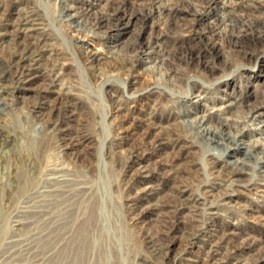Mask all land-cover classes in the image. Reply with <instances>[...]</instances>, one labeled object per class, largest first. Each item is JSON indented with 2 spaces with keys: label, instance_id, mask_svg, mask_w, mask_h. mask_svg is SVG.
<instances>
[{
  "label": "bare ground",
  "instance_id": "obj_1",
  "mask_svg": "<svg viewBox=\"0 0 264 264\" xmlns=\"http://www.w3.org/2000/svg\"><path fill=\"white\" fill-rule=\"evenodd\" d=\"M134 1L140 6V15L150 16L152 8L159 0ZM55 3L60 6L58 21L66 23L81 34L76 40L81 41V36L84 40L102 39L104 35L120 27V8L100 5L101 12L96 14L94 19L84 21L75 7L64 4L62 0H55ZM43 15L31 0H0V29L3 31L0 32V40L8 38V54L0 61V117L9 116L14 110L11 102L18 98L14 94L16 89L22 90L23 85H30L35 78H41L43 81L42 92L38 95L39 101L24 110V116H20L24 128L31 123L38 136L35 156L29 161L30 157L27 155L28 161L23 166L8 168L0 165V175L3 178L0 190V242L5 238L8 245L0 256V264L9 263L8 259L13 257H23L31 264H122L117 246L107 237L108 233L105 234L106 227L98 212L94 187L84 174L88 173V170L82 169V176L77 175L70 164L60 160L62 153L65 154L68 150L74 149L80 154L79 147L89 148L92 137L76 129L75 133H71L68 127L75 119L77 99L73 91L76 87L70 79L62 78V75H65L62 71L65 67L64 57H53L56 55L54 45L57 38L48 31L47 19ZM6 25L9 30H6ZM217 33L226 41L228 52L231 54L239 50L249 34L264 40V30H256L249 21L243 20L229 32L221 35ZM120 45V42H117L111 49ZM209 46L216 48L218 42L209 39ZM121 50L115 49L114 55L105 53L103 58H99V65L92 66L90 62L86 65L95 81L110 88L115 108H120L126 100L115 96L120 86L109 83L106 79L114 72L132 73L138 66L147 64L143 70L150 69L158 80L164 81L161 76L165 75L173 80L189 81L185 79L184 72L164 71L162 59L159 57L163 58L165 52L159 50L156 53L151 43L146 46L133 45L125 51ZM245 57H248L247 54ZM197 84L198 82H194L193 87L198 86ZM152 85L146 92L155 95L157 85ZM199 88L195 96L199 99L206 98V87ZM49 92L56 93V97L48 100L44 93ZM186 97L187 94L183 95L184 99L171 102L163 119L167 123L173 121L170 130L176 138H165L170 146L175 147L186 141L189 143L188 147L201 149L207 159L208 163L205 165L208 177L202 173L192 177L191 182L194 183L195 189L188 192L186 184L170 200H158L144 206L139 196H148L151 187L141 184L151 181L152 174L143 166L135 167L137 160L131 162L133 157L140 154L130 149L128 159L119 162L106 152L107 158H111L112 167L122 173L117 189L121 185L124 191L134 189L139 194L136 198H126L124 207L129 224L136 229L139 224L146 223L144 218L147 216H150L149 222L158 224L156 233L148 231L143 225L134 233V237L141 239L142 250L134 253L128 264H162L163 260L169 259L175 238L172 233L179 228L180 222H189V227L182 231L180 236L185 235V239L195 238L210 222H215L220 207L230 203L231 194L228 191L233 187L264 191V92L247 101L240 109L224 111L223 107L217 108L219 115L216 123H211L210 115L191 117V110L186 107ZM48 107L57 108L59 113L53 115L50 111L44 118L41 115ZM225 112L227 116H223ZM151 118L152 113L148 119ZM254 121L261 124L254 131V135L258 137L244 140L253 136L247 126L249 122ZM23 137L26 139V136ZM51 139H54L56 149L53 154L49 152ZM15 146V135L0 124V150L13 152ZM160 146L162 143L158 142L156 147ZM84 149H81L82 152ZM176 160L174 173L177 174L180 172L178 166L182 157L179 156ZM216 179L226 182L222 185L225 186L223 191H220V185L215 186ZM178 189L181 187L178 186ZM3 206L8 210L11 208L9 214L2 212ZM9 228L12 233L7 236ZM208 236L211 238L213 235L210 233ZM248 249L250 247L235 242L229 232L226 234L221 229L217 239L210 241L209 248L202 251L200 259H187L184 264L264 262L263 256L246 257ZM177 260L183 259L179 255Z\"/></svg>",
  "mask_w": 264,
  "mask_h": 264
},
{
  "label": "rangeland",
  "instance_id": "obj_2",
  "mask_svg": "<svg viewBox=\"0 0 264 264\" xmlns=\"http://www.w3.org/2000/svg\"><path fill=\"white\" fill-rule=\"evenodd\" d=\"M31 1L47 19L48 31L57 38L54 45L57 56L53 57H64L65 67L62 71L65 75H62V78L70 79L76 87L73 91L77 99L75 119L68 127L71 133H75L76 129L92 137L89 148L79 147L80 154L74 149L68 150L65 154L62 153L60 160L70 164L77 175L82 176V169L88 170V173L84 174L94 187L98 212L106 227L105 234L108 233L107 237L117 246L122 264H128L133 254L142 250L141 239L134 237V233L140 230L142 225L148 228V231L156 233L158 224L149 222L150 216L145 217L146 223L139 224L136 229L129 224L124 207L126 198H136L139 194L134 189L126 192L121 185L117 189L122 173L112 167L111 158H107L106 152L119 162L128 159L130 149L140 154L133 157L131 162L137 160L135 167L143 166L152 174L151 181L141 184L151 187L148 196H139L144 206L158 200H170L186 184L188 192L195 189L191 180L199 173L207 178L208 162L202 150L188 147L189 143L186 141L175 147L170 146L167 139L176 138L170 130L173 121L167 123L163 116L171 102L184 99L183 95L187 94L185 103L187 109L191 110L189 115H210L211 123H216L219 115L217 108L223 107L224 111L240 109L247 101L264 92V40L249 34L239 50L231 54L228 52L226 41L217 33L221 35L229 32L241 20L249 21L256 30H264V0H159L152 8L150 16L140 15V6L134 0H62L64 4L75 7L84 21L94 19V16L101 12L100 5L120 8V27L104 35L102 39L84 40L81 36V41L76 40L81 34L66 23L58 21L60 6L55 0ZM5 28L9 30V26L6 25ZM0 32L3 31L0 29ZM209 39H215L218 46L211 48ZM117 42L121 44L115 48L119 51H125L133 45L146 46L151 43L156 53L159 50L165 52L163 58L159 57L163 62L162 69L184 72L185 79L189 81L173 80L165 75L161 76L164 81L158 80L150 69L143 70L147 64L138 66L132 73L114 72L106 79L109 83L120 86L115 96L126 100L120 108H115L110 88L95 81L86 65L87 62L92 66L99 65V58H103L105 53L114 55L117 50L111 47ZM7 54L6 37L0 40V61L5 59ZM245 54L248 57H245ZM40 79L35 78L30 85H23L22 90L16 89L14 94L18 96V100L11 102L14 110L9 116L0 117V124L16 138V148L13 152L0 150V165L3 167L23 166L28 161L27 155L30 157L29 161H32L37 152L38 136L31 123L24 128L20 116H24V110L39 101L38 95L43 87V81ZM194 82H198V86L193 87ZM154 83L157 85V94L147 93L146 89ZM200 86L208 90L206 98L199 99L195 96ZM56 95L51 92L44 93L48 100L54 99ZM228 103L231 104L227 106ZM50 111L53 115L59 113L57 108L48 107L41 116L47 117ZM151 113L153 118L148 119ZM227 115L225 112L223 116ZM260 126L259 121L249 122L247 128L253 136L244 140L258 137L254 135V131ZM23 136H26V139ZM158 142H161L162 146L156 147ZM49 144V152L53 154L56 152L54 139H51ZM81 149H84V152ZM179 156L182 160L178 166L180 172L176 174L174 164ZM176 175L179 178L174 177ZM2 181L0 175V190ZM215 183V186L220 185V191H223L225 186L222 185L226 182L216 179ZM178 186L181 189H178ZM228 192L231 194L230 203L220 207L215 222H210L195 238L185 239V235L180 236L182 231L189 227L188 221L180 222L179 228L172 233L175 238L170 258L163 260L162 264H184L187 259H200L202 251L209 248L210 241L217 239L221 229L226 234L229 232L235 242L250 247L246 251V257H264V191L238 186ZM10 211L11 208L8 210L3 206V213L9 214ZM7 232V236L12 233L10 228ZM210 233L213 235L211 238L208 236ZM0 244L1 256L8 245L5 238ZM179 255L182 261L177 260ZM8 260L10 264H31L23 257Z\"/></svg>",
  "mask_w": 264,
  "mask_h": 264
}]
</instances>
